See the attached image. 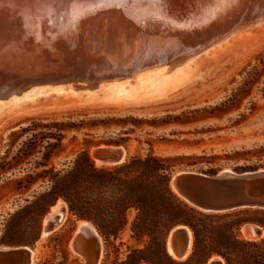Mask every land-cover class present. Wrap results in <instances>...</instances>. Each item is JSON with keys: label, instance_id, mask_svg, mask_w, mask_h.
I'll list each match as a JSON object with an SVG mask.
<instances>
[{"label": "rangeland", "instance_id": "1", "mask_svg": "<svg viewBox=\"0 0 264 264\" xmlns=\"http://www.w3.org/2000/svg\"><path fill=\"white\" fill-rule=\"evenodd\" d=\"M161 1L169 8L172 6L170 9L177 12L179 10L188 17L191 15L202 17L198 20L202 19L206 24L208 22L213 25L197 29L196 36L192 38H185L183 35L170 36L165 41L163 53L150 59L148 63L139 65V68H145L159 60L172 63L185 52L200 50L211 37L221 35L225 32L223 30L231 27L235 30L238 27L236 35L228 43H223L222 47L213 48L198 57L197 61L179 68L185 69V72L171 80L181 81L176 91L170 95L159 92L161 86L167 84L174 76L162 72L163 68L169 67L164 66L140 73L134 79L112 83L116 86L110 90L97 91L95 94L100 95L99 99L85 106L65 104L67 101L63 97L65 93H48L36 99H31L32 97L23 99L24 95H31L30 92H25L23 96L0 101V113L3 116L9 114L0 124V158L8 155L9 161L17 155L23 143L31 138L29 133L22 134L21 129L29 127L33 121H40L44 126L84 123L83 129L64 134L61 149L52 156L49 163V166L57 170L69 165L83 150H87L93 159L94 148L113 145L109 142L117 140H127L123 145L116 146L127 149L128 159L133 156L145 157L151 151L156 156L164 158L195 156L208 160L215 159L211 164L203 162L197 167L188 166V161L174 160L172 175L182 169H194L204 174L212 169L216 173L225 169L237 173L250 171V168L264 170V72L261 64V59L264 58V20L261 21L262 24L255 23L260 18L257 15L264 18V2L258 1L256 4L263 9L257 10L255 5L254 8L249 6L231 18L229 16L233 9L230 8L236 4L233 0H173L174 2L160 0L159 3ZM251 24H255L256 27L255 25L251 27ZM205 55L207 57H204ZM255 69H258L256 75ZM9 83L18 84L20 81L13 78L0 80V85ZM42 102L52 103L53 107L31 113L20 111L23 107ZM177 118L182 122H173ZM135 120L143 122L137 124ZM101 121L110 124L91 126L94 122ZM162 121H171V124L164 125ZM51 130L55 133L54 129ZM42 131L49 133L46 128ZM13 133L16 135L12 136ZM54 142L55 140H50V143ZM47 144L48 140L40 144L29 161L22 164L21 167L26 169L25 171L20 169L9 173L0 182V246H5L1 244V239L6 229H22L27 235L40 229V239L33 245L39 251L37 264H82V258L72 250L71 241L79 223L84 220L77 219L67 210L63 212L65 217L55 228L57 230L44 235L45 218L54 213L52 209L57 205L64 209L63 203L60 202L63 200L57 201L43 215L38 209L23 211L25 207L32 206L44 190V187H41L43 185L41 180L27 188L28 183L25 179L27 175L36 176L42 171L35 168V163L42 161L39 151L44 152ZM95 163L97 164L96 161ZM21 181L23 185L20 187L18 183ZM242 211H249L246 216H252L251 212L257 210ZM133 217L134 212H131L130 220ZM247 228L258 229L253 224L245 225L240 231L241 238L246 240L264 238V231L261 235L257 232L252 238L245 232ZM96 230L99 233L98 229ZM99 235L103 240L101 264L123 261L130 250L143 249L149 241L147 238L137 241L129 227L124 229L117 239L105 241L100 233ZM192 253L193 248L186 260ZM218 257L214 255L211 260Z\"/></svg>", "mask_w": 264, "mask_h": 264}, {"label": "bare ground", "instance_id": "2", "mask_svg": "<svg viewBox=\"0 0 264 264\" xmlns=\"http://www.w3.org/2000/svg\"><path fill=\"white\" fill-rule=\"evenodd\" d=\"M159 1L0 0V80L13 78L20 81L18 84L0 85V101L23 96L25 92H30L31 95H24L23 99L29 97L36 99L48 93H65L63 94L67 99L65 104L85 106L99 99L100 95L95 94L97 91L110 90L116 86L112 83L134 79L140 73L164 66L169 67L161 71L174 76L167 84L161 86L159 92H163V95L174 93L181 80L172 82V79L185 72V69L179 68L195 61L211 49L228 43L236 35L238 27L236 30L231 29L232 27L223 30L225 31L223 34L211 37L200 50L185 52L172 63L159 60L145 68H139V65L148 63L150 59L163 53L165 41L170 36L183 35L185 38H192L196 36L197 29L213 25L208 22L206 24L202 19L198 20L202 17L183 15L184 13H180L179 10L177 12L170 9L172 6L169 8L163 5L164 2ZM233 1L236 4L230 8L233 9L231 15L229 14L231 18L249 6L255 5L257 10L263 9L256 4L264 0ZM201 5L203 6V3ZM257 17L260 18L255 23L263 22L264 18L259 15ZM253 25L255 24L250 26ZM80 90L85 91L77 92ZM49 107H53V104L42 102L23 107L20 111L31 113ZM4 115L0 113V124L9 114ZM93 159L98 166H103L95 156ZM172 188L176 192L173 185ZM60 202L63 203L64 209L57 205L52 209L54 213L45 218L44 235L50 234L51 229H55L65 217L63 212H66L68 207L65 202ZM78 229L96 231L92 224L85 221L79 223ZM177 229L179 228L174 229L172 235ZM245 232L253 238L250 228ZM71 247L81 257L77 234L71 241ZM167 248L172 258L183 261L190 256L193 245L191 241L184 258L176 255L170 242ZM217 260L222 259L214 258L208 264H213Z\"/></svg>", "mask_w": 264, "mask_h": 264}, {"label": "trees", "instance_id": "3", "mask_svg": "<svg viewBox=\"0 0 264 264\" xmlns=\"http://www.w3.org/2000/svg\"><path fill=\"white\" fill-rule=\"evenodd\" d=\"M261 64L264 72V58ZM257 72L258 69H255L254 74ZM134 122L141 124L143 121ZM173 122L182 120L177 118ZM162 123L167 125L171 121ZM99 124L108 126L110 122H94L91 126L97 127ZM45 128L49 133L42 131ZM83 128L84 123L44 126L40 121H33L29 127L21 129L22 134L29 133L31 138L23 143L17 155L9 161L8 155L0 158L1 182L9 173L20 169L25 171L22 164L29 161L40 144L48 140L45 151H39L42 161L35 163V168L42 171L36 176L27 175L25 179L27 188L41 180L44 190L33 205L25 207L23 211L38 209L43 215L57 201L63 200L72 215L92 223L105 241L117 239L128 227L137 241L144 238L149 240L145 248L130 250L125 260H118L114 264H207L214 255L222 257L226 264H264V238L246 240L240 236L241 229L252 224L258 227L259 235L263 233L264 211H253L252 216H246L249 211L206 214L190 207L171 189L174 171L172 161H188V166L197 167L203 162L213 163L214 158H164L151 151L145 157L133 156L124 164L113 167L98 166L89 152L83 150L63 169L49 166L52 156L62 147L64 134ZM50 140L55 142L50 143ZM126 142L117 140L109 144L123 145ZM249 170L254 171L256 168ZM206 173L216 174V171L212 169ZM18 185L21 187L23 182ZM131 212H134L132 220ZM178 226L188 227L194 237L193 253L186 261H176L167 252V236ZM40 235V229L30 235L22 229H6L1 244L8 247L33 246L39 241Z\"/></svg>", "mask_w": 264, "mask_h": 264}, {"label": "water", "instance_id": "4", "mask_svg": "<svg viewBox=\"0 0 264 264\" xmlns=\"http://www.w3.org/2000/svg\"><path fill=\"white\" fill-rule=\"evenodd\" d=\"M92 153L105 166H119L128 159V151L123 146L101 145L94 148ZM170 186L181 200L202 213L227 214L242 210L264 211V170L237 173L225 169L209 175L194 169H182L172 175ZM78 228L75 234L80 240L82 264H101V254H103L101 236L97 230ZM176 228L179 229L172 235ZM174 229L168 234L167 247L170 242L176 255L184 258L191 246V241L194 246L193 234L191 237L192 232L186 226H178ZM56 230L51 229L50 234ZM250 232L257 235L258 229L252 228ZM38 258L39 252L35 246H0V264H37ZM213 264H225V261L217 260Z\"/></svg>", "mask_w": 264, "mask_h": 264}]
</instances>
